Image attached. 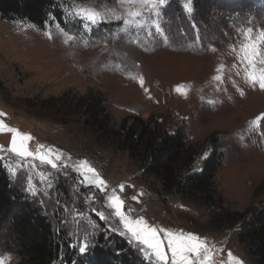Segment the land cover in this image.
<instances>
[{
	"label": "rangeland",
	"instance_id": "obj_1",
	"mask_svg": "<svg viewBox=\"0 0 264 264\" xmlns=\"http://www.w3.org/2000/svg\"><path fill=\"white\" fill-rule=\"evenodd\" d=\"M180 1L183 7L186 0ZM237 3L230 6L226 2L227 7L218 4L220 9H231L232 16L210 12L196 24L192 21L195 10L189 15L183 9L185 14L178 17L177 8L168 7V0L161 9L162 34L152 29L151 35L143 29L120 31L130 11L142 12L149 21L154 17L139 4H120L118 0L64 1L72 23L65 27L57 21L38 27L0 17V112L7 114L0 119L31 133L32 150L38 144L53 145L66 156L71 155L70 164L87 158L108 182V192L78 185L79 177L66 167L49 177L53 186L47 188L31 165L18 168L11 176L8 169L17 166L16 158L7 151L0 153L14 186L28 196L24 189L32 173L38 195L30 198L66 233L78 253L81 244L87 242L92 247L102 232L119 233L118 219L105 207V197L113 188L119 191L123 184L120 194L126 206L135 210L134 216H144L157 227L206 237L217 249H223L214 256L215 264H227L229 250L244 264H252L238 238L239 223L220 228L204 208L180 196L150 202L145 190L149 176L141 174L142 163L126 148L99 140V134L83 123L63 121L54 112L60 111L56 98L69 89L80 94L102 92L108 98L113 122L125 128L121 130L123 136L135 118L152 121L163 117L171 131L182 126L192 145L205 147L216 137L215 145L226 157L215 177L224 206L235 214L259 206L264 202V120L258 126L250 122L264 113V89L246 82L233 46L238 50L243 29L251 26L254 34L264 29V0L253 5L245 0ZM81 8L94 9L109 18L86 31L81 20L71 15ZM113 15L122 19L115 20ZM65 34L74 39L65 43ZM221 64L225 67L223 81L219 82L213 77ZM140 76L143 86L138 82ZM177 86L187 89V95L178 92ZM46 99L56 107L44 112L29 106V102ZM10 140V133H0V145L5 150ZM35 163L39 171H54ZM134 196L138 200L131 199ZM101 211L108 219L100 218ZM0 256L6 258V264H19L14 253Z\"/></svg>",
	"mask_w": 264,
	"mask_h": 264
},
{
	"label": "trees",
	"instance_id": "obj_2",
	"mask_svg": "<svg viewBox=\"0 0 264 264\" xmlns=\"http://www.w3.org/2000/svg\"><path fill=\"white\" fill-rule=\"evenodd\" d=\"M64 1L0 0V17L38 27L57 21L65 27L72 23L66 16ZM237 1L193 0L192 21L198 24L202 18L210 16V12L232 16L231 9L224 7H227L226 2L237 6ZM245 1L252 5L257 2ZM218 4L224 7L220 9ZM169 6L177 8L178 17L185 14L180 0H169ZM56 99L60 100L57 107L60 111L54 110L56 117L83 123L85 128L99 134V140L126 148L142 163L141 174L149 176L145 190L150 202L154 198L167 200L171 196H180L204 208L220 228H231L239 223L238 238L247 249L252 264H264V202L236 214L224 206L217 193L215 177L226 157L215 145L216 137L205 147L192 145L182 126L171 131L163 117L152 121L135 118L123 136L121 130L125 128L120 129L113 122L108 98L102 92L80 94L69 89ZM47 100H37L36 104L29 102V106L48 112L56 107V103L50 104ZM206 151L210 153L207 160L202 158ZM70 242L66 233L53 224L30 196L14 186L0 160V253H14L19 264H156L117 232H102L83 255Z\"/></svg>",
	"mask_w": 264,
	"mask_h": 264
},
{
	"label": "snow or ice",
	"instance_id": "obj_3",
	"mask_svg": "<svg viewBox=\"0 0 264 264\" xmlns=\"http://www.w3.org/2000/svg\"><path fill=\"white\" fill-rule=\"evenodd\" d=\"M118 2L120 4H139L154 17L149 21L143 16L142 12L130 11L127 17L123 18L121 32H127L130 28L137 31L143 29L151 35L152 29H155L157 33L162 34L160 27L161 9L167 4L168 0H118ZM183 9L190 15L194 11L193 0H186L183 3ZM71 15H75L81 20L86 31H91L93 26H97L109 18L108 15L101 14L91 8H81L71 13ZM112 18L115 20L122 19L118 15H113ZM60 32L63 33V29H60ZM47 35L51 38L52 33L48 32ZM72 39H74L73 36L67 35L65 43ZM241 39L242 42L239 44L238 50L236 46H233V51L237 52L240 66L244 69V78L252 87L258 86L260 89H264V29H260L254 34L253 27L249 26L241 31ZM224 67L223 64L217 66L218 74L213 77L214 80L223 81L222 71ZM138 82L143 86V76L139 77ZM176 90L187 95V89L182 86H177ZM240 94H244L242 90H240ZM6 115V113L0 112V116ZM261 120H264V113L251 121L250 124L258 126ZM0 133L11 134L7 150L3 145H0V153L7 151L16 158L17 166L8 169L11 176L16 175L18 168L31 165L40 183L47 188H51L53 185L49 177L54 176L55 172H61L64 168L71 167L79 177L78 185L93 187L100 192H108V182L87 158L70 164L71 155L66 156L63 150L53 145L38 144L36 149L32 150L30 142L34 137L31 133L21 132L18 128L11 127L3 119H0ZM209 156L210 153L206 151L202 158L207 160ZM2 159L3 156L0 155V160ZM36 161L54 171L45 173L37 170ZM124 188L125 185L121 184L119 185V191L116 188L111 189L105 197V207L111 209V215L118 219L119 234L127 237L130 245H135L149 260L154 258L156 264H215L214 256L216 253L222 252L223 249H217L214 244L208 242L206 237H202L197 233L184 232L182 229L171 230L157 227L150 224L144 216H134L135 210L126 206V199L120 194ZM24 191L30 196L38 195L31 172L27 176ZM131 199L138 200V197L134 196ZM99 216L101 219H108L103 211L99 212ZM114 231L116 230L114 229ZM89 247V244L84 242L78 250L83 255L88 252ZM213 249H215V252ZM0 264H6L5 257L0 256ZM227 264H244V261L229 250L227 252Z\"/></svg>",
	"mask_w": 264,
	"mask_h": 264
},
{
	"label": "built area",
	"instance_id": "obj_4",
	"mask_svg": "<svg viewBox=\"0 0 264 264\" xmlns=\"http://www.w3.org/2000/svg\"><path fill=\"white\" fill-rule=\"evenodd\" d=\"M152 221L154 222V224H160L158 221H156L155 219H152ZM167 225H169L168 223H167ZM166 227V226H165ZM173 230H179V229H173Z\"/></svg>",
	"mask_w": 264,
	"mask_h": 264
}]
</instances>
